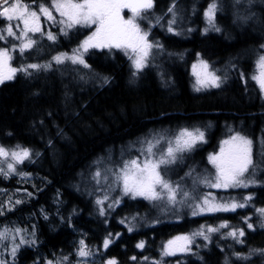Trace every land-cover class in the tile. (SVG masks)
<instances>
[{"label":"trees","instance_id":"obj_1","mask_svg":"<svg viewBox=\"0 0 264 264\" xmlns=\"http://www.w3.org/2000/svg\"><path fill=\"white\" fill-rule=\"evenodd\" d=\"M210 2L212 0H177L185 30L178 36L158 27L152 30L150 39L158 40L164 50L155 54L151 61L153 66L138 78L131 76L130 62L122 53L109 55L107 50L91 49L84 57L90 70L67 61L59 66L53 62L48 71L34 72L30 77L17 73L14 80L0 85V146L27 147L32 150L34 160V163L25 161L17 166L31 173L28 183L18 182L19 177L5 180L0 176V188L10 194L16 190L22 194L25 189L34 194L31 199L25 198L13 212L0 216V228L15 225L30 231L33 224L36 226L38 245L21 246L15 264H36L37 261L44 264L46 259L55 261L62 253L74 254V245L82 235L94 251L99 246L105 258H115L118 264H135L130 260L133 255L159 260L162 243L200 224L218 223L217 217L228 219L232 226L243 227L245 243L234 244L231 239L213 236L207 247L193 248L198 256L166 257L165 260L169 264H176L177 260H182L183 264H225L228 257L230 264H264V258L259 255H253L249 261H237L232 255L235 251L248 255L250 249H264V228L259 227V218L254 212V208L264 207V187L228 190L237 199L253 194L251 207L237 209L235 213L196 217L190 216V210L185 208L179 222L172 214H162L149 201L124 197L105 224L96 215L93 197L88 195L94 188L91 173L119 162L122 154L123 158L139 156L136 142L146 135H172L181 128L194 127L205 131V142L166 172L167 178L189 189L192 181L185 173L191 167L196 173L214 174L208 156L218 152L221 141L231 134L230 130L253 139L254 153L259 151V140L264 136V98L250 77L258 56L264 53L261 48L264 45V0H253L250 6L247 0H242L235 7L234 0H216L221 6L216 15L221 31L203 34L206 27L203 10ZM154 3V11L163 14L172 0H154ZM238 15H251V18L237 19ZM188 27L193 31L187 32ZM44 28L47 29V25ZM51 30L58 32V28ZM89 31L73 29L67 36L58 35L56 43L40 40L23 57L14 53L12 66L44 64L58 53L71 54ZM0 46L9 45L0 42ZM197 53L199 59L209 62L220 75L227 73L226 82L220 88L193 90L190 67L198 60ZM231 65H235L234 70ZM241 71L246 83L239 79ZM203 191L228 195L223 190L202 187L197 194ZM57 193L59 205L54 202ZM110 194L120 195L118 190ZM41 208L48 213V220L40 215ZM73 210V227L70 228L60 222V217L67 218ZM131 215L146 217L138 233H128L118 223L120 218ZM243 216L252 218L254 231L247 230ZM153 220L159 222L150 226ZM108 231L113 232L115 242L105 251L102 241ZM116 232L121 234L119 238H115ZM140 240L145 241L143 252L135 248ZM198 243L203 244V241ZM4 251L0 248V259L12 264L11 257Z\"/></svg>","mask_w":264,"mask_h":264},{"label":"snow or ice","instance_id":"obj_2","mask_svg":"<svg viewBox=\"0 0 264 264\" xmlns=\"http://www.w3.org/2000/svg\"><path fill=\"white\" fill-rule=\"evenodd\" d=\"M252 2L253 0H247L249 6ZM241 3L242 0H234L233 6ZM220 7L216 0H212L203 10L206 24L202 30L203 34L221 31L216 24V15ZM154 8V0H0V42L2 45H9L0 46V85L14 80L17 73L30 77L34 72L48 71L53 62L59 66L67 61L74 66L79 65L90 70V65L84 57L91 49L107 50L109 55L122 53L130 62L131 76L138 78L147 68L153 66L151 61L155 54L164 50V46L158 40L150 39L152 30L157 27L166 29L173 36H178L185 30L182 28L183 16L177 8V0H172L166 13L157 14ZM125 10L130 13L127 17L124 14ZM195 11L193 7V13ZM250 18L251 15L237 16V19L242 20ZM44 25H47V29ZM53 28H58V32H53L51 30ZM81 28L90 31L71 54L58 53L44 64L26 63L19 67L12 66L14 53L18 52L23 57L25 52L31 50L40 40L47 39L56 43L58 35L67 36L73 29ZM186 31L192 32L193 29L188 27ZM261 48H264V45H261ZM197 58L198 64L192 65L193 75L196 77L194 90L200 92L220 88L226 82L227 73L220 75L219 70L213 68L209 62L199 59V53ZM231 68L234 70L235 65H231ZM238 76L240 80L247 82L242 71ZM250 78L264 97V53L258 56ZM104 82H108L107 78H104ZM230 132L229 137L221 141L219 152L208 156V162L215 170L214 174L196 173L191 167L185 173V177L192 181L190 189L179 181L173 182L167 178L166 172L177 161L183 160L185 154L191 153L198 144L205 142V131L199 127L181 128L172 135L150 134L139 139L136 142L139 145L136 148L139 156L123 158L122 154L119 162H113L103 171L97 168L91 173L94 188L88 195L93 197L96 215L107 224L110 214L122 204L124 197L132 200L139 197L149 201L162 214L175 216L177 222L183 219L182 213L185 208L190 210V216L196 217L235 213L237 209L251 207L254 201L253 194L242 195L237 199L228 190L264 187V136L259 140V151L254 153L253 139L240 132L232 130ZM35 155L38 156L39 153ZM32 157L33 152L27 147L17 145L13 149H8L0 146V176L5 180L19 177L18 182L28 183L32 179L31 173L17 166L24 164L25 161L34 163ZM32 186L36 187L35 184ZM201 187L223 190L228 195H216L211 191L197 194ZM77 190L79 191V188ZM117 190L119 196L110 194ZM33 195L27 189L22 194L19 190L10 194L7 189L0 188V216L13 212L16 206L25 202V198L31 199ZM58 197L59 193L54 201L57 205L60 203ZM254 212L259 218V227L264 228V207L254 208ZM74 214L75 210L67 218L61 216L60 222L67 223L68 227L72 228ZM40 215L44 220L49 219L43 208ZM217 219L218 223L200 224L196 229L162 243L159 260L146 255L142 257L133 255L130 260L135 264H169L165 260L166 257L198 256L193 248L207 247L213 236H218L222 240L231 239L234 244L245 243L243 227L230 225L228 219L224 217ZM251 219L249 216L242 217L247 230L254 231L255 226L250 222ZM145 221L146 217L131 215L120 218L118 223L123 225L128 233H138L139 225ZM158 222L153 220L150 226ZM120 235L116 232L115 238H119ZM198 241H203V244ZM114 242L113 232L108 231L102 241L103 249L107 251ZM38 243L34 224L30 231L28 228L15 225L0 228V248L5 250V255L11 257L12 264H15L21 246L33 247ZM74 247V254L62 253L55 261L46 259L44 264H97V259L99 264H118L115 258H105L99 246L94 251L93 247L86 243L83 235ZM135 248L143 252L145 241L137 242ZM220 250L225 251L223 248ZM73 255L75 259H72ZM232 255L237 261H249L253 255L264 258V249H250L248 255L235 251ZM0 264H8V261L0 259ZM36 264H39V261ZM176 264H183V261L177 260ZM225 264H230L228 257L225 258Z\"/></svg>","mask_w":264,"mask_h":264},{"label":"rangeland","instance_id":"obj_3","mask_svg":"<svg viewBox=\"0 0 264 264\" xmlns=\"http://www.w3.org/2000/svg\"><path fill=\"white\" fill-rule=\"evenodd\" d=\"M124 14H125L126 17H127L128 15H130V13H128L127 10H125V13H124ZM193 64H198V60H196L195 62H193L192 65H193ZM192 65H191V67H190V74H191V77H192V80H193V81H192V88H193V85H194V83H195L196 77L193 75V68H192ZM6 82H7V81H6ZM193 90H194V88H193ZM194 91H195V90H194ZM202 91H203V90H202ZM219 150H220V149H219ZM218 152H219V151H218ZM218 152H217V153H218Z\"/></svg>","mask_w":264,"mask_h":264},{"label":"bare ground","instance_id":"obj_4","mask_svg":"<svg viewBox=\"0 0 264 264\" xmlns=\"http://www.w3.org/2000/svg\"><path fill=\"white\" fill-rule=\"evenodd\" d=\"M122 150V149H121Z\"/></svg>","mask_w":264,"mask_h":264}]
</instances>
